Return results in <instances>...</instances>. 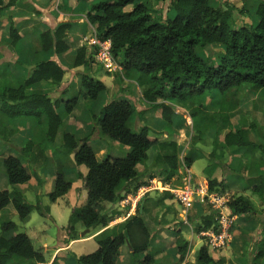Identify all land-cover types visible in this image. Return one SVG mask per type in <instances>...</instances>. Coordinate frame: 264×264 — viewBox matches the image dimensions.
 I'll return each mask as SVG.
<instances>
[{"label":"trees","instance_id":"1","mask_svg":"<svg viewBox=\"0 0 264 264\" xmlns=\"http://www.w3.org/2000/svg\"><path fill=\"white\" fill-rule=\"evenodd\" d=\"M247 1L242 0L243 3ZM4 8V0H0V13ZM168 8L174 12L173 19L159 21L151 14L145 1L104 0L90 7L85 19L93 27L94 37L110 42L111 55L121 69V78L140 88L141 99L160 115L166 127L171 125L177 107L188 111L196 137L194 143H198L211 130L214 134L221 132L230 115L238 109V102L226 101V93L240 87H249L252 92L264 90V4H259L256 10L259 22L255 27L241 25L238 28L232 27L234 13L242 14L243 11L222 3V0H172ZM70 28L69 24H62L55 31L40 34L37 37L40 53L66 54L69 46L65 39ZM7 31L11 46L15 47L19 40L17 30L10 23ZM208 46L223 47L224 53L217 64H209L198 56L197 51ZM92 60L86 46H82L76 50L72 63V68L84 70L80 75V95L89 102L96 101L100 94L107 92L103 82L91 76ZM7 74V70L0 72V112L11 121L26 119L37 126L45 122L42 140L37 145L27 141L20 152L25 159L31 155L30 164L38 163L42 172L53 177V188L47 195L49 202H56L71 190L72 182L66 179L67 176L74 175L82 181L86 197L68 219V239H79L78 225L82 231L90 234L101 232L96 251L74 257L75 264H116L118 251L126 242H129L132 251V264H155L157 254L151 253L153 236L143 215L137 210L135 215L109 228L114 217L113 214H106L105 206H114L124 199L122 193L134 196L138 188L147 186L140 183L144 173H137L136 168L148 160L150 149L156 152L147 170L162 176L163 183L175 180L180 167L177 144L172 141L160 142L156 135L149 136L152 130L146 126L144 119H140L142 126L139 131L132 132L130 121L136 109L125 100L112 101L101 108L99 117L91 115L92 135L98 133L99 137L126 147V156L106 157L97 161L89 145L91 135L79 140L72 134L63 133L61 150L64 155H73L74 167L44 169L47 153L62 127L61 114L57 111L60 99L48 94L30 93L29 89L41 82L57 86L65 73L55 62L41 61L16 88L8 86ZM212 94L218 96L216 111L209 110L212 103L204 104L205 95ZM76 104L77 98L65 102L63 113L69 116ZM250 128L254 129L255 125ZM16 132L17 129L12 126L1 127L0 138L6 142ZM223 144L227 148L262 151V146L249 141L248 131L244 129L228 131L223 136ZM215 148L208 155L197 148L190 149L181 163L184 169L189 170L196 161L205 159L207 192L221 195L225 188L223 181L219 180L223 178L226 167L223 152L216 153ZM81 166L87 169L85 177L77 170ZM2 169L6 183L12 188L24 185L31 179L17 157L7 156L2 162ZM37 183L41 185L40 181ZM251 193L264 201V179L252 188ZM158 194L160 204L173 199L169 193ZM76 196L79 198V192ZM7 206L13 207L20 221L32 212L40 217L49 214L48 208L38 198L28 204L17 190L0 192V212ZM227 206L234 216L254 214L253 205L243 196L232 195ZM215 219L216 212L213 210L208 216L201 217L195 234L208 230L216 232ZM186 220L193 222L188 216ZM179 223L176 219L164 226L177 234L176 253L178 263H181L190 244L175 230ZM14 229L15 225L10 222L0 226V264H45L43 256L33 249L27 235H9ZM195 258L196 264H222L211 258L206 246L199 248ZM16 260L20 262L16 263ZM52 264H59V259L55 258ZM252 264H264V238L254 245Z\"/></svg>","mask_w":264,"mask_h":264},{"label":"crops","instance_id":"2","mask_svg":"<svg viewBox=\"0 0 264 264\" xmlns=\"http://www.w3.org/2000/svg\"><path fill=\"white\" fill-rule=\"evenodd\" d=\"M100 1L103 0H63L64 4H66V10L63 9L62 12L67 11V5L69 9L68 13L62 14L54 7H52L55 0H4L5 8L0 13V52L2 54V58H0V70L5 69V71L7 70V72L9 73L7 74L8 86L10 88L18 87L29 76L31 71L34 70L35 66L39 62H41L40 60H49L55 62L64 71L65 74L62 82L57 86H52L50 83L41 82L32 86L29 89V92L42 94L52 93L55 95H59L56 98L61 99L66 94L68 95V92L70 90H76L78 91L77 96L80 97V75L84 70L83 68H72V63L75 57L76 50L82 46H86V40L94 35V29L87 23L85 14L92 5L97 4ZM138 1H145V3L150 7L151 13H153L155 16L161 14L163 16L162 19H169L170 15L171 18L174 15L173 10L168 8L172 0ZM258 1L259 0H249L243 3L242 0H222V3H228L232 5L236 10L243 11L242 14H238L237 11L234 13L235 16L233 21L236 27H240L241 25L255 27L259 22V19L256 16V10L258 8V5L262 4ZM52 13H56L57 15L53 17L51 15ZM237 14L239 16H237ZM10 23L14 25L19 37L18 43L15 45V47L11 46L10 38L8 36L7 29ZM37 23L42 25L41 29L39 27L37 28ZM62 24H69L71 26L70 30L66 33L65 39L66 44L69 46V51L66 54L58 56L52 52L41 54L37 37L48 30L55 31L57 27ZM36 29L37 34L33 35L35 34ZM86 49L89 52V49L87 47ZM95 72L96 71H92L91 75H96ZM99 81L103 82V84L106 86L107 92L112 90V88H109L102 79ZM136 87V85L134 86V84H132L131 91L138 92L139 98H141L140 88ZM260 92L264 93V90H261ZM125 94H128V96L130 97L128 99L122 100H125L132 105L131 102L134 100V95L130 92H127ZM225 99L226 101L229 100L227 95L225 96ZM256 100L257 103L254 104L253 108H257L259 104L258 98ZM83 103L87 104L86 101H84ZM137 103L141 107L148 106V104L145 103L142 99ZM77 106L78 103L76 104V107ZM75 108L69 116L65 115L63 112H59V114H61L62 127L59 129L54 143H56L59 138L61 140L63 133L72 134L79 140L84 139L90 135L92 126L90 128L89 126H86L87 129H83L79 126L77 127V130H73V128H75L78 123L77 116H75ZM148 109L149 107H144L139 111L136 108V111L138 113H145L148 111ZM176 109L181 110L180 108ZM80 110L81 113L84 112V108H80ZM150 112H153L155 114L154 111ZM235 112H233V114H235ZM143 116L145 117V115ZM231 116L232 114L230 115V119L227 124H224L221 129V132L223 130L226 131L223 136L228 131L235 132L239 129L247 130L249 141L256 146H262V151L261 154H254L251 151L243 153V151H240L241 149L227 148L224 146L223 136H221L223 147L219 150V152H223L224 154L223 162L226 167V171L223 178L219 181H223V185L225 188L224 194H226L227 196L229 194V196L237 195L247 198L253 205L254 214L239 217L236 216V227L231 232V240L226 248L215 251L211 250L210 248L207 249L211 258L214 261H221L222 264H252L254 245L262 238H264V212L260 214L257 213L258 211H264V201L260 200L257 196L256 197L258 199H254L255 196L251 193L252 188L259 185L261 179H264V121L253 118L254 114L250 113L251 119L248 118L246 119V121L241 119L242 124L238 126L237 129H232ZM144 119L146 120V122L147 120L150 121V119H147L146 117ZM171 121L172 123L169 126L171 129H168V132L170 131L173 136H179L182 129L180 127L183 125V123H181L179 118H176L175 116ZM137 122V127L140 128L142 126V123L140 122V120ZM161 123L162 124H160V126H162V128H169L165 126L163 121ZM186 124H192L191 120L186 119ZM251 125H255V128L251 129ZM7 126H12L17 129V132L12 137H9L7 139L8 141L6 142L10 143L14 148L18 149L19 156H21L20 150L24 146V143L26 141H30L34 145H37L42 140L44 131L46 129L44 121L42 122L41 126H37L35 123L26 119L11 121L8 120L0 112V128ZM166 133H164L163 135L164 138L166 137ZM212 133L213 131L211 130V136ZM207 134L208 133H206L205 135ZM258 136H260V138H258ZM203 137L200 139L198 144L200 142H204ZM100 138L103 140L106 139L104 137ZM1 141L4 142V140L0 138V147ZM159 141L163 142L165 140L159 139ZM112 144L113 145H111V147L116 148V144ZM54 146L47 153V160L44 169L55 170V168L58 166H62L64 168H73V155H64L63 151L61 150V144L57 145V150L54 149ZM100 148V154L106 153V147ZM121 150L125 151V153H128V149L126 147H123ZM153 152V154H155L156 151ZM187 153L188 150L186 154ZM7 156L13 155H9L7 151H0V192L5 190L11 193L13 190H17L22 193L26 200L30 203L33 202L35 198H38L42 205L48 208L49 214L45 217H40L36 214V212H32L29 216L20 221L13 207L7 206L0 212V226L1 224L7 222L14 224L15 229L9 235L14 236L21 233L27 235V237L30 239L33 249L43 256L45 264H52L55 258L59 259V264H75L74 257L78 258L81 256H85L83 255L85 249L82 248L81 245L89 242H94L97 246V239L101 233H85V231H82L81 227L78 225L77 229L80 232L79 239L72 241L67 237L66 228L68 225V219L72 211L75 208H79L86 197V192L82 188V181L77 179L74 175L67 176L66 179L72 182L71 190L68 192V194L56 200V202L50 203L47 195L52 191L54 183L53 177L48 173L42 172V169L38 167V163H33L31 165V155H29V158L27 157L25 159L23 157L25 159V162H22V164L31 175V179L24 185L12 188L6 183V179L4 177L2 169V162ZM153 156L154 155H152V157ZM151 162L152 158L150 159L148 157V160L144 165H139L136 168L137 173H141V171L143 170V166H149ZM198 162H204V165L198 171H194V166ZM206 167L207 161H205V159H201L196 161L189 170L185 169L184 171L190 175L192 181L194 180L197 183L195 184L194 182H192L196 187L201 186L202 189H205L206 175L204 173V170L206 169ZM77 170H79L82 177H85V175L87 174V169L83 166L79 167ZM37 181H40L41 185H38ZM144 181L145 178H142L140 180V183ZM172 181H174V179ZM245 182H248L251 185L246 186ZM142 187L144 186H141L140 188ZM78 192L80 194L79 198H77L76 196ZM123 195L126 197L131 194L122 193V196ZM252 200H254V204ZM171 202L174 203V199H172ZM111 206L112 205L106 206V214H113L114 217L112 219V222H110L109 224V228L113 227L115 224L124 222L128 217L135 215L137 210L138 212L141 210V214L143 215L146 226L153 236V240L151 242V253L157 254V261L155 264H196L195 257L198 251V245L200 242H202L201 246H205V239H200L199 237L192 234H185L186 232L184 231V227H189L190 224L186 220V215L182 217L183 215L180 214V223L176 225L175 230L181 234L182 238L185 241L189 242L190 248L183 262L178 263L179 256L176 253L177 234L175 232H172V230H167V226H164L165 224L168 225L170 223L168 219H166L168 222H165L159 218L156 220L154 217L152 219V222L154 223L151 222L152 226H150L148 224V211L146 207H129L128 212L121 213V209H124L125 207L119 206L118 208ZM255 207H257V211ZM162 208H164V211L167 210V208L165 207ZM173 208L179 210V207H177V205H174ZM143 210H145L144 214ZM183 218H185L184 220H186L187 224H184ZM82 233L84 234L82 235ZM242 240H247L248 242V249L246 248L244 252V255L246 256L245 260L242 259L243 250L241 246L239 248L237 247V245L241 243ZM132 261V251L129 242H126L123 246L120 247L118 251L116 264H132ZM19 262L20 260H16V263Z\"/></svg>","mask_w":264,"mask_h":264},{"label":"rangeland","instance_id":"3","mask_svg":"<svg viewBox=\"0 0 264 264\" xmlns=\"http://www.w3.org/2000/svg\"><path fill=\"white\" fill-rule=\"evenodd\" d=\"M258 2L264 3V0H259ZM52 7H54V5H52ZM55 9L58 10L59 12H61L62 14H65V13H68L69 8L67 5V11L62 12L63 9L66 10V4H64L63 0H59V1H57V7ZM151 14L156 19H158L159 21H162L163 16L161 14L157 15V16H155L153 13H151ZM51 15L53 17H55L57 14L52 13ZM237 16H239V15L237 14ZM173 17H174V15L172 16V18L170 15L169 20L173 19ZM36 26H37V28L39 27L40 29L42 27V25L39 23H37ZM232 27L238 28L234 25V21L232 22ZM36 34H37V29L35 30V34H33V35H36ZM33 35H31V36H33ZM223 53H224V49L221 46H208V47L202 48V49L197 51L198 56L203 61L208 62L209 64H217L218 59L221 57V55ZM1 56H2V54L0 52V58H2ZM40 61H43V60H40ZM92 61L93 62H92V66H91V74H92V71H96L95 72L96 75L93 74L91 76L93 78L95 77L94 79H97V80L102 79L104 81V83L109 88H112V90H110L109 92L100 94L99 97L97 98V100L94 102H89L87 100H84L81 96L80 97L77 96L78 91L70 90L68 92V95L66 94L65 96H63L59 100V106H58L57 111H58V113L59 112L62 113L63 108H64V103L67 102V100H71L74 97H78L77 98L78 106L75 108V116H77L78 123H77V126L75 128H73V130H77L78 129L77 127H79V126L82 127L83 129L84 128L87 129L86 126H89V128L92 126L91 131H90L91 139L89 141V145L96 152L97 161H101L105 157L123 158L127 154V153H125V151L121 150L124 146L118 145L116 142L109 141L107 139L103 140L99 137L98 133L94 132V134L92 135L93 125L91 122V115H97L99 117L100 112H101V108L103 106H105L106 104H108L109 102L118 101V100H122V99H128L130 96H128V94H125L127 92H130L134 95V98H133L134 102L132 101L131 103L135 109L137 108L140 111V109H143L144 107L145 108L149 107L148 111L145 113H142L141 115L136 111V114L131 118V121H130L131 131L132 132H138L140 128L137 127V123H138L137 121H139L140 119H144L146 117L147 119H150V121L147 120V122L144 119L146 122V126L151 128V130H152L150 132L149 136L155 137V135H156L158 137V140L160 139V140H165V141H172V142H175L177 144V146L179 147V155L178 156H179V161H180V163H179L180 173L178 171V177L174 181H170L168 183V184H170V186H172V187L173 186H182V178L185 177L187 175V173L184 171V168L182 167L181 161H182L183 157L185 156L187 150L197 148L199 151H201L204 154H210L215 147H216L215 148L216 153H218L219 150L223 147V144L221 141V136H223V134L226 132L224 130L222 132H219L218 134H217V132H216V134L212 133V136H211V132H209L207 135H205L203 137L204 142H200L201 144L200 143L199 144L194 143L196 137L194 135V130L192 127L193 125L192 124H190V125L186 124V119L187 120L189 119L188 111L184 110L180 107H177V108H180L181 110L177 109L174 116L176 118H179V120L181 121V123H183V125L180 127L182 129H181V133L179 134V136H173L170 133V131L168 132V129H171L170 127L165 129V127L162 128V126H160V124H162L161 123L162 120L159 117V114L153 108H151L149 105L148 106H142V107L139 106V104L137 102L139 100H141V98H139L138 92H136V91L132 92L131 91V87H132L133 83L123 80L121 78V72L107 73L103 67H101L99 64H97L95 62L94 59ZM4 70L5 69H1L0 72H2ZM134 86H135V84H134ZM47 94L51 97L52 93H47ZM226 95H227L229 100L238 102V104H239L238 109L236 110L235 114H232V116H231V128L232 129H237L238 126H240L242 124L241 119H243L244 121H246V119H248V118L251 119L250 113L254 114L253 118L264 121V114H263L264 113V106H263L264 105V93H262L260 91L259 92H252L249 87H240L239 90H236L234 92H228V93H226ZM58 96L59 95L52 94V97H54V98H56ZM217 98H218V96L215 94L205 95L204 104L212 103V105H213V106H210V108H209L210 111H216L217 110L215 107V105H216L215 101ZM257 98H258L259 104H258L257 108H253L254 104L257 103V100H256ZM84 101H86L87 104H84L83 103ZM80 108L81 109L84 108L83 113H81ZM150 111H154L155 114L153 112H150ZM148 112H150V113H148ZM143 115H145V117ZM156 118H158V119H156ZM86 121H87V124H86ZM153 130L156 131V132H154L155 134L153 133ZM164 133H166L165 138L163 136ZM208 135H210V136H208ZM258 138H260V136H258ZM263 142H264V139H263ZM25 143H24V145H25ZM112 143L116 144V148L111 147V145H113ZM54 144H55V146L53 145L54 149L57 150V147H58L57 145L61 144L60 138ZM100 147H106V149H107V151H105L106 153L100 154V152H99V150L101 149ZM247 150L248 149H241L240 151H243V153H246L249 151V150L248 151ZM0 151H3V152L7 151L9 155L19 157V160L21 162H25V159L23 157L19 156L18 149L14 148L8 142H5V141L2 142L1 141ZM153 151H155V150L150 149L148 151L147 155L150 159L153 158L152 157V155H154ZM251 152H253L254 154H261L260 150H256V151L254 150ZM203 163L204 162L196 163L194 166V171H198L201 167H203V165H204ZM147 169H148L147 166H143V170L141 172L144 173L143 177L145 178V181L141 182V183H145L144 185L148 186L149 184H151L152 181L155 180L156 182H159L160 185L166 184V183H163V177L162 176H159L158 173L153 174V172H150ZM145 170H146V172H145ZM192 182L197 184L194 180ZM245 185L250 186L251 184L248 182H245ZM158 193L159 192H155V191H151V192L147 193L146 195H144L139 200V202L136 206V207H146L147 208V211H148L147 219H148V224L150 226H152V223H154V222H152V219L154 217L156 220L159 218L165 222H168L166 220V219H168L169 222L173 223V222H175L176 219L178 221L181 219L180 214L183 215L182 217L185 216L182 206L178 205L175 202L172 203L170 200H167L166 202H162L160 204L161 197L158 196V195H160ZM231 196H229V194H228L227 198H229ZM254 199H258V198L255 196ZM119 202L116 203L114 206H111V207H118L119 208ZM252 202L254 204V200H252ZM27 203L32 204L33 202L30 203L27 201ZM174 205H177V207H179V210L173 208ZM162 207L167 208V210L164 211V208H162ZM256 208L257 207H255V209ZM128 210H129V207H125L124 209H121V211H122L121 213H126V212H128ZM256 211H257V209H256ZM185 212H186V216L191 217L193 219L192 223L189 222L190 223L189 227L183 226L184 231L186 232L185 234H188V235L192 234V235L199 237L200 239L203 238L199 234L198 235L195 234V228L197 227V225H200L201 217H204V216L206 217L209 214H211V212H212L211 206L207 203V199H204L203 201H196ZM263 212L264 211H258L257 213L260 214ZM262 218H263V216H262ZM262 223H261V225H262ZM235 227H236V225H235ZM247 240H248V238H247ZM247 240L246 241L242 240V242L237 245L238 248L241 246V248L243 250V258L242 259H244V260L246 259V256L244 255L245 249L246 248L248 249ZM201 243L202 242H200L198 245L199 246L198 250L202 245ZM81 247L85 249L83 252V255L91 254L97 248V246L94 242L82 244Z\"/></svg>","mask_w":264,"mask_h":264},{"label":"built area","instance_id":"4","mask_svg":"<svg viewBox=\"0 0 264 264\" xmlns=\"http://www.w3.org/2000/svg\"><path fill=\"white\" fill-rule=\"evenodd\" d=\"M57 7V0L54 2ZM86 47L89 54L97 64L105 69L107 73L120 72L121 69L114 61L111 55V45L109 41H101L91 36L86 40ZM185 170V169H184ZM186 174V173H185ZM206 186V185H205ZM151 191L159 193H169L178 205L183 208L184 215L186 210L196 201L207 199V203L211 209L216 212L217 230L201 232L199 235L205 239V246L211 250H222L226 248L231 240V232L236 224V216L228 209V201L226 194H212L207 192V187L202 189L201 186H195L189 174L182 178V186H170V184L160 185L155 180L148 186H144L137 190L134 196L129 195L122 199L119 203L120 207H136L139 200ZM184 224H187L184 220Z\"/></svg>","mask_w":264,"mask_h":264},{"label":"water","instance_id":"5","mask_svg":"<svg viewBox=\"0 0 264 264\" xmlns=\"http://www.w3.org/2000/svg\"><path fill=\"white\" fill-rule=\"evenodd\" d=\"M139 214H141V210L139 211ZM85 233H88V231H85ZM84 233H82V235H83Z\"/></svg>","mask_w":264,"mask_h":264}]
</instances>
